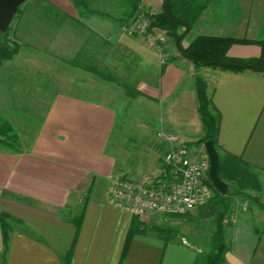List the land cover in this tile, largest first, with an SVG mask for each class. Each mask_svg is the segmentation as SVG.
<instances>
[{"label":"crops","instance_id":"crops-1","mask_svg":"<svg viewBox=\"0 0 264 264\" xmlns=\"http://www.w3.org/2000/svg\"><path fill=\"white\" fill-rule=\"evenodd\" d=\"M40 2L46 7L43 19L54 18L55 28L45 24L38 45L21 46L0 67V125L9 127L1 137L14 141L0 147V211L8 214L9 225L6 245L0 222V264H64L73 245L70 264H118L134 215L114 204L110 182L118 175L158 170L160 130L177 134L194 158L203 157L197 74L207 81L208 95L221 112V151L252 166L260 182L257 198L264 203L262 73L197 66L172 37L162 63L143 41L123 33L121 25L139 9L127 17L120 0L112 7L107 3L104 13L74 0ZM139 4L160 11L164 0ZM187 7V16L196 15L188 29L178 30L184 47L200 35L264 40V0H187L177 10ZM81 26L86 34L78 30ZM103 46L116 48L122 66L141 69L151 82L132 83L134 89L126 90L120 79L86 70L98 66L95 48ZM80 52L85 56L76 60ZM261 53L256 43H234L228 49L232 57ZM135 90L140 93L133 95ZM144 98L150 102L146 110L157 108L149 122L144 106H138ZM34 116L38 120L30 132L24 118ZM80 216L78 231L74 220ZM235 217L227 232L226 264H264V208L240 210ZM198 251L187 241H165L148 230L133 237L124 264H195Z\"/></svg>","mask_w":264,"mask_h":264},{"label":"trees","instance_id":"trees-1","mask_svg":"<svg viewBox=\"0 0 264 264\" xmlns=\"http://www.w3.org/2000/svg\"><path fill=\"white\" fill-rule=\"evenodd\" d=\"M127 9L126 16L132 17L135 12L139 9L137 16L144 11H142L139 0H120ZM182 1L187 0H164L162 9L158 12L155 17L154 24L158 27L166 29L170 36L174 38L178 44L182 54L193 61L197 66L203 67H213L220 68L222 70H231L235 72H242L245 70H251L255 72H260L264 75V40H252L248 38H236L227 36H215V35H200L195 38L191 43L184 47L181 42L184 38L183 33L178 32L180 27H185L188 29L193 22V18L196 13H192L191 16L188 15V7L185 12H180L178 5ZM77 6H84L91 12L104 13L102 8H106V4L115 6L118 0H74ZM189 4V2H188ZM21 8L19 9V11ZM18 11V12H19ZM197 11V10H196ZM194 12V11H192ZM145 13V12H144ZM135 17V19L137 18ZM7 32L3 33L4 35ZM234 43H256L261 49L262 53L260 57L257 58H242V57H232L228 55L229 47ZM18 48L13 49L7 39H0V66L2 62L6 59H10L16 54ZM83 53H79L76 60L79 58H84ZM106 71L98 68V66L86 67V70L92 71L98 74L102 78L119 81L118 77L113 73L109 72V68L105 67ZM196 91L199 101L198 111L201 116V120L204 125L205 134L202 138L198 140V143L204 144L207 140L213 139L214 143L219 151V167L218 171L220 176L229 183L234 181L237 187L240 189L252 188L255 190H260V182L256 173L252 170V166L246 161L242 160L241 157L234 155L232 153H223L221 146L219 144V132L221 124V112L213 103L212 99L208 95V84L207 81L197 74L196 80ZM127 86L134 89L131 85ZM140 92L135 90L133 95H137ZM7 124L0 125V134H7ZM214 189L213 197L201 208H208L206 211L207 215L213 216L217 214L216 218V228L211 236L210 248L205 251L198 253L195 264H226V254L230 247L227 242V223L225 220L226 212L220 211L219 205L224 204L225 209L228 208V203H225V196L212 184ZM215 195L221 196L219 199H215ZM257 204L264 208V203L259 199H256ZM185 214H172L171 216L180 217ZM8 214L6 212L0 211V222L3 230L4 243L7 245L9 240V225L7 223ZM77 230L79 231L82 216L76 218L75 220ZM148 230H153L157 232L160 237L165 241L173 239V235L177 234V231L171 227L152 224L149 225L147 222L142 221L138 216L134 215L131 226L128 230L126 241L121 253V257L118 264H124V260L130 248L133 237L137 233H145ZM74 252V245L66 253L64 264H70Z\"/></svg>","mask_w":264,"mask_h":264},{"label":"built area","instance_id":"built-area-1","mask_svg":"<svg viewBox=\"0 0 264 264\" xmlns=\"http://www.w3.org/2000/svg\"><path fill=\"white\" fill-rule=\"evenodd\" d=\"M141 9L145 13L139 14L130 23L128 31L164 62L171 36L166 29L154 24L159 10ZM156 135L163 147L158 170L154 173L118 175L109 185L114 204L142 220L154 214H187L205 205L214 195L208 155L194 158L191 147L175 133L160 130Z\"/></svg>","mask_w":264,"mask_h":264},{"label":"rangeland","instance_id":"rangeland-1","mask_svg":"<svg viewBox=\"0 0 264 264\" xmlns=\"http://www.w3.org/2000/svg\"><path fill=\"white\" fill-rule=\"evenodd\" d=\"M45 13H46V7L43 3L40 2V0H28L26 3H24L21 6V10L15 15L10 27L6 31L7 33L4 35L3 33L5 32H0V39L2 38L7 39L10 45L12 46V48L13 49L18 48V50L23 45L26 47L30 45L33 46L38 45L39 43L37 44L35 40L37 41L38 39L46 35L43 34L42 36L39 37V34L42 33V28L44 27V25L46 24L48 25V27L50 26V28L52 29L55 28L56 21L54 20V18L51 20L43 19ZM134 19L135 18L121 25V30L123 31V33L135 36L134 33H130L128 31L130 23L133 22ZM79 29L81 30L83 29L82 32H84L85 34L87 33L85 29L82 28V26L78 28V30ZM101 37L99 36V38L98 37L96 38V43H100V47L102 43ZM27 51H29V49L24 48V53ZM115 51L116 48L114 47L109 48L108 46H103L101 50H97L95 48V55H96V59L98 60L97 62L99 69L106 71V68H104V66H108L109 72L116 75L118 79H120L122 84H126V86L124 87L126 88V90L129 89L127 84L131 85L132 83L139 84L142 82H151V80L147 76H145L144 71L142 72L141 69H137L136 71H134L132 70L133 67L126 68L124 64L122 66V64H120L119 62L120 55L122 56V54ZM159 59L163 63V60L161 59L160 56ZM167 59H168V53L166 52V60H164V62H166ZM4 62L5 60L2 62V64ZM117 65L118 67H114ZM142 101H144V103L143 104L140 103L138 106H144L143 107L144 118H146L147 122H149L150 120L152 121L150 116L156 113L157 108L153 106L152 108L150 107L149 110H146L150 102L147 101L145 98ZM28 118H24V119H26L30 124L29 130L30 132H32L31 129L32 125L35 124L37 118L36 116L31 117L32 120L30 119V117ZM20 124L16 126V129L21 135H23L25 128ZM1 136L2 135L0 134V147L6 148L8 145H12V143H14V141L11 140L10 138L1 137ZM201 147H203L204 149L202 155L206 156L207 153H206L205 145L202 144ZM141 170L143 169L140 168L138 169V171L143 172ZM228 184H229V190L226 194H224L225 196L227 195L224 202L228 203V208L225 209L224 204L219 205L220 211L225 210L226 212L225 220L228 225L227 232L230 231V229L232 228V223L236 219L235 215L238 214L240 210L252 209L255 206L258 207L256 199H258L257 197H259L258 191L256 190L240 189L237 187V184L234 181H230ZM220 197L221 196L215 195V199H219ZM207 209L208 208L206 207L204 208L200 207L180 217H174L166 214H154L151 217L143 220L147 222L149 225L158 224L173 228L174 230L177 231V234L173 235V239L181 242L187 241L188 243L196 246L199 249L198 251L199 253L201 251L203 252L210 248L211 236L216 228L217 214L213 216L207 215L206 214Z\"/></svg>","mask_w":264,"mask_h":264},{"label":"water","instance_id":"water-1","mask_svg":"<svg viewBox=\"0 0 264 264\" xmlns=\"http://www.w3.org/2000/svg\"><path fill=\"white\" fill-rule=\"evenodd\" d=\"M28 0H0V32H6L10 27L15 15L20 7ZM206 153L210 160L209 175L214 186L222 194H226L229 190V184L220 176L219 167V151L213 139L207 140L205 143Z\"/></svg>","mask_w":264,"mask_h":264}]
</instances>
